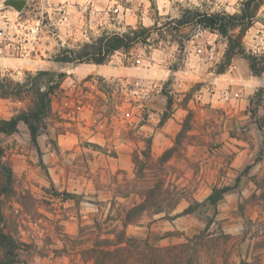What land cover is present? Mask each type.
I'll list each match as a JSON object with an SVG mask.
<instances>
[{"label":"rangeland","instance_id":"1","mask_svg":"<svg viewBox=\"0 0 264 264\" xmlns=\"http://www.w3.org/2000/svg\"><path fill=\"white\" fill-rule=\"evenodd\" d=\"M11 1L25 5L18 11ZM114 7L115 0H0V75L47 70L40 63L51 35L44 25L54 19L82 29L101 8L111 17ZM242 44L264 49V23L254 22ZM128 55L142 75H131L115 53L108 64H83L67 77L36 145L24 124L1 138L13 174L1 227L17 250L11 257L0 249V264H94L88 251L119 231L135 240L126 264H264V89L245 97L247 104L224 102L228 91L257 86L240 60L213 82L212 96L189 94L177 104L167 91L171 79L157 89L164 57L149 70L135 63L138 51ZM192 82L200 83L178 72L176 95ZM145 85L153 90L144 94ZM27 105L0 98V121ZM215 188L231 190L213 207L206 199ZM148 195L146 211L123 227L125 212ZM182 246L179 255L151 253Z\"/></svg>","mask_w":264,"mask_h":264},{"label":"clouds","instance_id":"2","mask_svg":"<svg viewBox=\"0 0 264 264\" xmlns=\"http://www.w3.org/2000/svg\"><path fill=\"white\" fill-rule=\"evenodd\" d=\"M258 9L259 15H256ZM110 11L113 12L111 17L101 8L99 15L82 29H68L55 19L44 25V31H50L51 35L47 40L48 55L40 63L47 64L46 71L55 74L54 84L60 87L67 77L76 75L83 64L97 66V59L101 60L100 65L108 64L115 53H120L121 63L131 66V75L136 76L140 73L132 66L135 56L129 57L131 49L139 52L140 59L135 63L142 68L150 66L149 70L158 66L153 63L157 57H164L159 65L161 78L157 89L165 90L171 79L167 91L177 104L189 94L205 99L203 93L207 91L208 96H212L213 82L229 73L233 62L240 60L246 65L245 75L256 81L257 86L251 90L241 86L228 91L224 102L235 104L240 97V103L247 104L245 97L264 89V70L258 75L254 72V65L264 67V49L242 51L234 35L242 33L249 21L264 23V0H168L166 4L162 0H132L131 7L128 0H115V7ZM214 14L220 18L215 26L208 22ZM43 22L41 15L37 23ZM50 59L60 62H49ZM178 72H190L192 81H200L199 85L192 82L186 86L189 90L184 95H176ZM61 75L65 77L63 80ZM231 75L236 77L235 72ZM114 76L118 77L119 73ZM25 78L23 72L11 75L12 80L20 83ZM79 83V79L72 80V86ZM152 90L150 85L143 88L144 94ZM40 91L45 92V88L41 87Z\"/></svg>","mask_w":264,"mask_h":264},{"label":"trees","instance_id":"3","mask_svg":"<svg viewBox=\"0 0 264 264\" xmlns=\"http://www.w3.org/2000/svg\"><path fill=\"white\" fill-rule=\"evenodd\" d=\"M259 9L257 10L258 13ZM256 13V15H257ZM220 18L215 14L213 17L208 18V22L215 26ZM253 21H249L247 26L242 30V33H236L239 40V46L242 51H246L242 44V40L246 32L253 26ZM223 30V29H222ZM67 57H65V61ZM60 62L59 60H56ZM97 65L101 64V60L97 59L95 61ZM264 70L262 66L254 65V72L258 75L259 71ZM55 74L48 71H39L35 74L26 73V78L23 83L15 82L7 77H2L0 75V98L4 100H18L24 101L28 100V105L26 110L20 111V113L14 115L9 120L0 121V249L4 252L6 256H14L17 250V245L11 236L7 235L2 230L3 224V214H2V197L8 196L13 192V174L9 166L3 162V148L1 146V138L3 136H10L16 133L18 126L24 124L29 131L31 142L36 145L37 137L41 129L45 128V119L51 113V103L52 97L59 90V85L53 83V76ZM64 76L61 75L60 79L63 80ZM45 88V92L41 93L40 88ZM167 109L171 105V100L168 99ZM230 188L213 189L212 193L206 199V203L216 207L217 203L222 200L224 194L229 192ZM151 195L142 203L135 205L125 212L123 218V227L135 222V220L140 217L146 211V204ZM193 212V207L190 206L185 210V214H190ZM134 239L126 237L123 231L116 232L114 234V239H106L101 241L100 245H96L93 249L88 251L91 260L94 264H126V259H123V254L128 252L129 244L134 243ZM138 249V246H134ZM184 246L177 248L171 247L167 249H153V253H166V255H179L181 249ZM186 247V246H185ZM151 264H164L162 260L152 261Z\"/></svg>","mask_w":264,"mask_h":264},{"label":"water","instance_id":"4","mask_svg":"<svg viewBox=\"0 0 264 264\" xmlns=\"http://www.w3.org/2000/svg\"><path fill=\"white\" fill-rule=\"evenodd\" d=\"M10 5H11L12 7H14L16 10L21 11L22 8H23L24 5H25V2H24V1H11V2H10Z\"/></svg>","mask_w":264,"mask_h":264}]
</instances>
